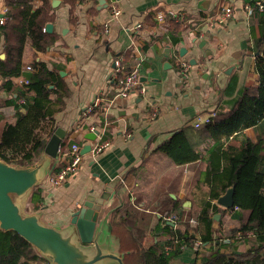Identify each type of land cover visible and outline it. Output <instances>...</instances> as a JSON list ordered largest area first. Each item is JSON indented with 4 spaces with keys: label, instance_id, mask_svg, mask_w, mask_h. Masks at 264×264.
<instances>
[{
    "label": "crops",
    "instance_id": "obj_1",
    "mask_svg": "<svg viewBox=\"0 0 264 264\" xmlns=\"http://www.w3.org/2000/svg\"><path fill=\"white\" fill-rule=\"evenodd\" d=\"M258 1L74 0L71 7L67 0H32V10L48 9L56 41L45 52H36L27 41L22 68L40 62L58 71L57 91L50 95L52 117L43 124L52 129L47 140L56 129L65 134L62 152L46 162L36 187L41 202L33 213L43 224L70 230L73 213L88 196L108 193L98 212L99 242L123 264H143L144 253L164 252L167 246L176 250L173 235L162 230L168 223L165 216L180 219L168 223L178 232V241L183 234L200 238L203 226L192 228L187 220H198L208 200L203 178L210 139L207 124L195 128L192 121L201 114L227 113L245 90H256L255 59L264 37V9L256 7ZM6 2L0 0V18L5 17ZM225 9L231 14L219 23ZM159 14L162 22L156 18ZM136 25L140 28L133 30ZM3 43L0 34L1 60ZM116 59L125 70L137 68L140 76L139 87L125 99L116 97L111 78ZM180 63L189 64V70L183 72ZM227 70L231 71L220 89L216 77ZM11 81L13 91L0 89V119L8 124L16 121L11 101L17 98V78ZM142 87L145 93L139 91ZM90 127L98 132L94 141L86 138ZM263 131L245 129L229 143L240 147ZM72 142L81 148L107 142L108 147L96 155H82L79 170L53 186L48 180L69 161L63 151ZM170 142L173 156L163 149ZM188 148L203 158L187 162ZM222 209L217 228H225L227 235L240 225L232 214L241 213ZM258 245L254 237L239 242L232 238L221 252L239 254ZM184 246L170 264H200L202 255L213 250L198 258L193 242ZM261 253L263 257V248Z\"/></svg>",
    "mask_w": 264,
    "mask_h": 264
},
{
    "label": "trees",
    "instance_id": "obj_2",
    "mask_svg": "<svg viewBox=\"0 0 264 264\" xmlns=\"http://www.w3.org/2000/svg\"><path fill=\"white\" fill-rule=\"evenodd\" d=\"M67 1L73 7L74 0ZM44 3L43 1V5ZM5 19V23L0 25L5 53V59H0V89L13 91L11 78L21 73L29 84L25 91L18 90L17 98L11 101L15 123L8 124L0 119V159L10 165L29 166L40 158L46 136L52 130L43 123L52 117L50 95L57 91L59 74L55 68L48 69L40 62L32 65L35 72H22V52L27 41L36 52H45L55 43L56 36L45 31V26L52 20L48 9L42 6L32 10V0H7ZM254 70L258 79L256 90H245L227 113L217 114L206 127L210 148L207 150V170L203 183L208 185V200L204 202L197 217L204 229L199 240L202 244L216 242L217 247L213 250V247L209 248L211 251L202 255L200 264H264L261 253L262 248L264 249V134H259L255 141L244 140L240 147L229 143L231 137L245 129L261 127L264 130V37L257 49ZM28 93H32V96L29 97ZM21 99L23 102L19 103ZM171 146L170 142L163 149L173 156ZM185 154L187 162L203 158L199 152L190 148ZM231 186H234V205L229 211L237 210L241 216L232 214L240 221V225L226 235L221 229L213 228V217L223 211L215 205V201ZM40 202L39 188H35L29 208L36 210ZM162 230L173 235V239L178 234L168 223L163 225ZM216 232L218 235H215ZM236 232L242 233L240 240L235 238ZM249 232L253 233L254 239L259 243L256 248L239 254L221 252L232 238L238 242L248 239ZM222 236L225 241L220 244L217 241ZM179 238L175 251L165 253L158 249L144 253L141 256L143 264H170L180 250L179 244L188 245L194 241L192 236L186 234ZM0 264L51 263L14 231L0 230Z\"/></svg>",
    "mask_w": 264,
    "mask_h": 264
},
{
    "label": "water",
    "instance_id": "obj_3",
    "mask_svg": "<svg viewBox=\"0 0 264 264\" xmlns=\"http://www.w3.org/2000/svg\"><path fill=\"white\" fill-rule=\"evenodd\" d=\"M52 25L45 26L51 32ZM4 55L1 56L3 58ZM231 70L221 72L216 77L217 86L224 87ZM98 132H90L86 138L94 141ZM65 134L56 129L45 143L44 157L32 165H10L0 159V230L14 231L27 241L51 264H123L117 254L105 252L99 242L98 212L102 203L109 198L108 193L98 197L88 196L82 207L73 213L70 230H61L42 223L38 213L25 215L33 190L42 180L45 164L58 158L59 149ZM91 151V145L81 150V155ZM215 205L232 209L234 205V186L217 198ZM220 214L213 217V228L217 229Z\"/></svg>",
    "mask_w": 264,
    "mask_h": 264
},
{
    "label": "built area",
    "instance_id": "obj_4",
    "mask_svg": "<svg viewBox=\"0 0 264 264\" xmlns=\"http://www.w3.org/2000/svg\"><path fill=\"white\" fill-rule=\"evenodd\" d=\"M263 1L264 0H260L256 3V6H258L259 10H263ZM119 14L118 10H114L113 11V15L117 16ZM231 11L230 9H225L224 12L219 16V23H224L227 18L230 16ZM157 20L159 22H162L163 20V16L161 14L156 16ZM183 18L180 17L178 20L181 21ZM5 17L0 18V25H3L5 23ZM106 28L107 25H105V32H106ZM140 26L136 25L135 27H133V30H137L139 29ZM180 67L182 68L183 72H187L190 68L189 64L187 63H180ZM36 69L32 66H25L22 68V72H35ZM17 78V89L19 91H25L26 90V86L29 84L28 79H26L22 73L16 77ZM111 78L113 79V81L115 82L116 86H117V94L116 97L120 98V99H125L127 98L130 93L137 89L140 85V76L138 73L137 68H130L129 70H125V68L122 65V61L121 59H116L113 62V69H112V73H111ZM139 91L141 93H145V88L142 87L139 89ZM23 102V100H21V103ZM99 99H95L94 104H98ZM92 107L88 108V110H90ZM216 115L215 113H206V114H201L196 116L192 123L193 126L195 128L200 127L203 124H209L213 118H215ZM90 132H95L96 129L93 127L89 128ZM108 147V143H101V144H96L94 145V147H91V153L93 155H96L100 152H102L104 149H106ZM81 146L77 143H69L68 147L63 151L64 155H69L70 159L69 161L66 163V165L60 169L56 174L52 175L49 178V183L53 186H59L62 183H64L66 181V179L71 176L72 174L76 173L79 170L80 164H81V159H82V155H81ZM59 152H61V148L59 149ZM164 220L166 222H170L173 224L179 223L180 219L175 216V215H168L164 217ZM188 223L190 224V226L192 228L197 227L200 223L199 220L195 219V218H189ZM242 233L241 232H236L235 234V238L237 240H240L242 238ZM247 237H254L252 232L247 233ZM218 243H223L225 241V238L222 237H218ZM178 239L175 238L173 239V243L175 245L178 244ZM216 243V242H215ZM215 243H211V244H202V242L199 239H196L193 241V248L196 252V255L198 256V258L201 257V255L204 253V251L206 252L207 249L209 248H216L217 245ZM184 244H179V249H184ZM172 248L171 246H167L165 248V252L170 251Z\"/></svg>",
    "mask_w": 264,
    "mask_h": 264
},
{
    "label": "rangeland",
    "instance_id": "obj_5",
    "mask_svg": "<svg viewBox=\"0 0 264 264\" xmlns=\"http://www.w3.org/2000/svg\"><path fill=\"white\" fill-rule=\"evenodd\" d=\"M23 213L25 214V215H28L29 213H33V209H30L29 208V205H28V209L26 210V209H24V206H23ZM226 225V223L224 222V226ZM225 228H223V232L225 233Z\"/></svg>",
    "mask_w": 264,
    "mask_h": 264
}]
</instances>
